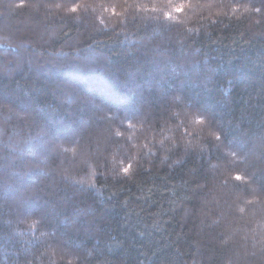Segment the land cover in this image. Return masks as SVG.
Instances as JSON below:
<instances>
[{"label":"trees","instance_id":"1","mask_svg":"<svg viewBox=\"0 0 264 264\" xmlns=\"http://www.w3.org/2000/svg\"><path fill=\"white\" fill-rule=\"evenodd\" d=\"M7 1L0 264H264V0Z\"/></svg>","mask_w":264,"mask_h":264},{"label":"rangeland","instance_id":"2","mask_svg":"<svg viewBox=\"0 0 264 264\" xmlns=\"http://www.w3.org/2000/svg\"><path fill=\"white\" fill-rule=\"evenodd\" d=\"M74 1V0H73ZM7 4H8V6L3 10V12H2V14H3V16L5 17V20H4V23L3 24H15V25H17L18 26V30L19 31H24V32H28V30L27 31H25L26 29H24L23 28V23H26V21L24 20V22H22L21 20H19V16H17L16 14H17V1H15V0H8L7 1ZM44 8H46L45 10L47 11L46 12V14H43L42 13V16L45 18L46 17V15H48V14H52L53 13V11H52V9L53 8H58V6L55 4L54 6H52V5H45L44 6ZM37 11V10H36ZM20 24H21V27H20ZM42 31V30H41ZM1 40L2 39H0V42H1ZM2 44H4V45H6V46H11V47H13V48H15V50H16V52L14 51V50H6V51H2V53H4L5 55L6 54H13L14 56H17L18 58H20V56H21V54L22 53H24V51H26L23 47H22V45L21 44H19V43H17V42H14V41H6V42H3ZM0 53H1V51H0ZM3 54V55H4ZM38 57V56H37ZM41 58L38 60V61H36L35 59H34V61H32L33 63H37V66L38 67H40V69H42V68H44V67H46L47 69H48V67H47V65H45V64H47L48 62H51V60H49L48 58H44V57H42V56H40ZM0 66H2V64L0 63ZM134 93L132 92V95H133ZM127 95V94H126ZM128 96V95H127ZM61 144H59V146H60ZM61 148V147H60ZM45 162H46V160H45ZM252 200L253 199H246V200H243L242 202L243 203H245L246 205H247V203H249V202H252ZM254 203V202H253ZM246 205H245V207L243 206V205H240V203H239V206L237 207V209H236V212L235 213H238L237 214V218H238V216L240 215V218H242L241 217V214L243 215H247V213H249L250 212V210L248 209V207H246ZM236 221V220H235Z\"/></svg>","mask_w":264,"mask_h":264},{"label":"snow or ice","instance_id":"3","mask_svg":"<svg viewBox=\"0 0 264 264\" xmlns=\"http://www.w3.org/2000/svg\"><path fill=\"white\" fill-rule=\"evenodd\" d=\"M22 6V5H21ZM183 9L182 8H177V11H182ZM73 11H75V8H73ZM257 11H259V9H257ZM125 171H127V169H125ZM235 179L236 180H241L242 179V177H240L239 175H237L236 177H235Z\"/></svg>","mask_w":264,"mask_h":264}]
</instances>
